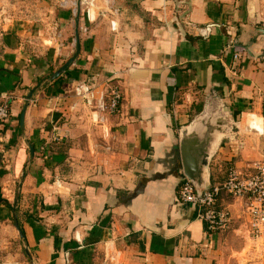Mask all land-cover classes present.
<instances>
[{"label":"crops","instance_id":"crops-1","mask_svg":"<svg viewBox=\"0 0 264 264\" xmlns=\"http://www.w3.org/2000/svg\"><path fill=\"white\" fill-rule=\"evenodd\" d=\"M77 1L0 0V251L15 249L0 264H264L241 200L219 197L232 222L215 234L178 201L179 132L207 108L237 129L210 158L211 184L264 156V0H95L79 55L50 82L74 52ZM106 82L115 114L75 96Z\"/></svg>","mask_w":264,"mask_h":264},{"label":"built area","instance_id":"built-area-1","mask_svg":"<svg viewBox=\"0 0 264 264\" xmlns=\"http://www.w3.org/2000/svg\"><path fill=\"white\" fill-rule=\"evenodd\" d=\"M95 0H80L83 7L91 6ZM232 47V46H230ZM234 59H237L240 49L234 48ZM95 89H83L78 86L75 96L83 100L85 105L92 106L97 100L101 112L115 114L120 103L119 89L116 85L106 82L101 92L95 94ZM10 115L9 106L0 104V124H3ZM222 194H226L233 200H241L244 213L247 215L248 237L258 240L264 236V156L252 163L247 172L238 170L235 166H228L226 177L222 182L211 184L199 196L194 186L185 178L178 189V201L195 207L196 217L203 222L205 232L215 234L230 228L232 218L227 209H217L216 203Z\"/></svg>","mask_w":264,"mask_h":264},{"label":"water","instance_id":"water-1","mask_svg":"<svg viewBox=\"0 0 264 264\" xmlns=\"http://www.w3.org/2000/svg\"><path fill=\"white\" fill-rule=\"evenodd\" d=\"M81 13L80 0L77 1L75 17H74V52L56 71L48 78V81L56 80L64 73L74 62L80 53V36H79V17ZM262 32L257 29L254 33L250 45L255 41V38ZM247 52L248 47L245 48ZM32 97V92L27 95V102L23 105L19 124L23 128L24 115L28 107V101ZM226 113L220 110V107L213 105L211 108L204 110L196 117L188 126L180 129L179 132V154L181 161L182 174L184 178L190 182L197 194L207 190L211 186L209 162L215 148L220 141L237 133L235 124L231 120L225 119ZM30 156H33V148L29 146ZM18 192L15 196V202L18 200ZM13 225L18 231L20 238H23L18 228L17 216L13 213ZM26 256L32 261L31 254L27 247L24 248Z\"/></svg>","mask_w":264,"mask_h":264},{"label":"rangeland","instance_id":"rangeland-1","mask_svg":"<svg viewBox=\"0 0 264 264\" xmlns=\"http://www.w3.org/2000/svg\"><path fill=\"white\" fill-rule=\"evenodd\" d=\"M13 253H15V249H10V248L9 249H2V251H0V259L4 258L7 255L13 254ZM17 255H18V258L22 259L25 263L30 261L29 258L26 256L23 248L22 249L18 248ZM31 257H32V255H31ZM22 260H21V262H22ZM30 262H32V261H30Z\"/></svg>","mask_w":264,"mask_h":264},{"label":"trees","instance_id":"trees-1","mask_svg":"<svg viewBox=\"0 0 264 264\" xmlns=\"http://www.w3.org/2000/svg\"><path fill=\"white\" fill-rule=\"evenodd\" d=\"M55 70H52V73L54 72ZM59 80V78H57L56 80H54L53 82L55 83L56 81H58ZM43 82H44V80H39L38 82H37V84H36V87L35 88H39L40 86H43ZM5 204H7V205H9L7 202H4ZM11 208H14V206H11ZM15 213H16V215H17V222H18V228H19V231H20V233H22V235H23V231H22V228H21V221H20V217H19V215H18V210H17V208H15ZM27 218L28 217V214H25L24 216H23V218ZM36 218V217H35Z\"/></svg>","mask_w":264,"mask_h":264}]
</instances>
